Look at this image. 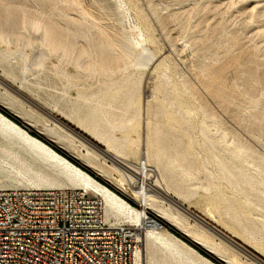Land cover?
<instances>
[{
  "label": "bare ground",
  "instance_id": "bare-ground-1",
  "mask_svg": "<svg viewBox=\"0 0 264 264\" xmlns=\"http://www.w3.org/2000/svg\"><path fill=\"white\" fill-rule=\"evenodd\" d=\"M112 1L118 20L128 23L119 41L104 39V33L95 27L97 34L88 29L90 36L86 37L80 32H63L44 23L39 16L30 20L33 30L40 32L50 46L71 51L74 40L85 41L75 53L79 72L68 74L63 68H56L58 76L65 79L82 75L96 82L95 90L87 85L88 88L76 91L73 102H80L85 111L69 110L76 118L70 117L68 121L80 133L62 125L51 116V111H45L24 96L51 120L39 116L36 109L11 92L19 93L17 87L6 83L1 73L0 82L11 90L0 83V107L31 126L40 125L41 134L88 170L107 181L115 180L123 190L127 186L140 208H129L103 183L2 113L0 174L7 180H0V189H80L102 201L107 222H128L138 228L145 224V212L152 211L206 255L169 231L151 227L140 237L141 249L135 253V264H238L232 253L249 257L253 261L250 264H263L250 252L264 260V158L231 135L182 76L177 82L172 81L166 74L164 57L157 59L151 70V74L163 81L161 88L152 94L156 97L154 111L151 112V102L147 101L142 136L138 135L136 140L131 138L135 128L141 129V109L135 106V100L141 78L152 59L148 45L154 39L144 14L134 11V20L130 22L127 14L131 3L128 6L123 0ZM262 1L256 0L250 8L253 20L264 16ZM7 6L0 2V29L9 22L16 25L17 13L22 10L16 6L7 11ZM177 19L171 18L173 22ZM60 39L67 43L61 46ZM170 48L175 49L173 45ZM12 52L0 51V60ZM17 55L26 69L29 55L40 59L46 53L43 49L34 52L21 49ZM117 57L125 60L122 68L116 66ZM233 57L228 56L210 70L204 81L207 91L218 92L223 76L238 70L239 61ZM54 58L57 63L60 61L58 56ZM80 58L84 59L80 61ZM243 83L250 85L254 79L247 75ZM131 156L137 163L129 161ZM151 165L158 172L156 176H152ZM134 183L137 189L133 188ZM200 190L204 192L203 203L210 209L207 217L190 210L189 199ZM194 214L213 223L221 234H211ZM232 240L248 251L236 249Z\"/></svg>",
  "mask_w": 264,
  "mask_h": 264
},
{
  "label": "rangeland",
  "instance_id": "rangeland-1",
  "mask_svg": "<svg viewBox=\"0 0 264 264\" xmlns=\"http://www.w3.org/2000/svg\"><path fill=\"white\" fill-rule=\"evenodd\" d=\"M123 1L128 2V6L131 3L130 14H127L130 22L134 20V11L146 16V22L155 43L148 45L152 59L141 78L135 100V106L139 105V109H141V129L140 127L139 129L135 128L136 132L131 133V138L136 140L138 135L142 136L143 121L147 116V101L151 102V112L154 111L156 97L152 94L161 88L163 81L151 74V70L157 59L164 57L168 67L166 74L171 77L172 81L177 82L178 78L182 76L202 103L214 113L231 135L264 158V16L255 20L252 19L250 8L256 0ZM0 2L7 3L8 6L5 9L7 11L14 10L16 6L22 7V10L17 13L16 25H11L9 22L7 26L0 29V51L5 49L13 51L12 54L0 60L1 75L6 83L17 87L23 96L33 99L45 111H51L53 118L79 132L68 121L70 117L76 118L69 110L75 108L80 112L85 111L80 102H73L76 91L78 88H88L87 85H91L92 89L95 90L96 82L86 79L82 75L65 79L60 75L58 76L56 68L59 66L68 74L79 72L77 65H75L77 62L75 53L79 47L85 45V41L83 39L74 40L71 51H65L58 45L50 46L40 32L33 30L30 20L39 16L44 23L47 22L63 32L72 34L80 32L84 33L86 37L90 36V33L87 32L88 29H91L93 35L97 34L95 27L104 33V39L109 37L114 41H119L121 36L125 34L124 30L128 28V23L118 20L117 9L112 0H0ZM260 5H264V1ZM155 15L158 19L154 17ZM172 16H176L178 19L173 22ZM258 26L260 27L257 28ZM257 29L259 30L257 31ZM260 33L262 34L260 35ZM66 43L67 40L65 39L59 40L61 46ZM170 45H173L175 49L172 50ZM168 48L171 50L168 51ZM21 49L32 52L43 49L46 56L33 59L31 58L32 54L29 55L25 69L22 66L21 56L17 55ZM55 56L60 59L58 63L54 58ZM228 56H235L233 58L238 59V70L223 76L222 86L218 92L207 91L204 86L207 74L210 70L218 67L220 63L226 61ZM117 58L116 66L122 68L125 60L121 57ZM82 59L84 58L79 60ZM247 75L253 77L254 83L250 85L243 83V79ZM176 87H179L178 83ZM0 109L18 121L27 131L29 130L37 136L38 139L84 167L76 158L61 150L41 134L40 125L31 126L26 121L11 115L2 107ZM37 112L42 118L51 120L38 110ZM136 123L137 120H135V126ZM248 123H250L249 127L247 126ZM82 135L90 140L86 135ZM129 161L133 164L137 163L133 156L129 157ZM103 167L110 171L107 166L103 165ZM84 168L88 170L86 167ZM151 169H153L152 176H156L158 173L156 168L151 165ZM88 171L115 189L131 195L127 186V189L123 190L115 180L107 181L96 173ZM114 177H116L115 174ZM0 180H7V178L0 174ZM203 195L204 192L200 190L189 199L190 210L207 217L206 213L210 209L203 203ZM147 212L177 233L182 239L175 235L176 237L187 241L171 226L158 218L154 212ZM209 219L212 220L211 217ZM192 245L197 248L194 244ZM139 249H141V243ZM231 257L238 264L253 262L249 257L240 253H232ZM207 258L211 260L210 257Z\"/></svg>",
  "mask_w": 264,
  "mask_h": 264
},
{
  "label": "built area",
  "instance_id": "built-area-1",
  "mask_svg": "<svg viewBox=\"0 0 264 264\" xmlns=\"http://www.w3.org/2000/svg\"><path fill=\"white\" fill-rule=\"evenodd\" d=\"M98 181L129 208H140ZM144 218L139 228L109 223L102 201L80 189H0V264H135L143 231L169 230L147 211Z\"/></svg>",
  "mask_w": 264,
  "mask_h": 264
},
{
  "label": "water",
  "instance_id": "water-1",
  "mask_svg": "<svg viewBox=\"0 0 264 264\" xmlns=\"http://www.w3.org/2000/svg\"><path fill=\"white\" fill-rule=\"evenodd\" d=\"M3 86H5V87H7L6 85H4L2 82H0ZM7 89H9V91L11 90L10 88H8L7 87ZM11 92L15 95V96H17L19 99H21L22 101H24L25 103H27V104H29L30 106H32L33 108H35L36 110H38L39 112H41L42 114H44L46 117H50V116H48V114L46 113V112H44L43 110H41V109H39V108H37L36 106H34L33 104H31L26 98H24V96L23 95H21V94H19V93H17V92H15V91H13V90H11ZM2 112H4L3 110H2ZM4 114H6V116H8L9 118H12L10 115H8L6 112H4ZM13 119V118H12ZM61 123V122H60ZM62 125H65V124H63V123H61ZM66 126V125H65ZM58 152H60V151H58ZM62 155H64L66 158H68L70 161L72 160V159H70L67 155H65L64 153H62V152H60ZM73 161V160H72ZM74 162V161H73ZM77 166H79L81 169H83V170H85L86 172H88L89 173V171L88 170H86L84 167H82L81 165H79V164H77V163H75ZM91 174V173H90ZM92 176H94V175H92ZM95 178H97V177H95ZM99 180V179H98ZM191 213H193V212H191ZM200 221H202V223H204L206 226H205V229L207 230V231H209L211 234H213V235H215V236H218V234H221V232H219V230L218 229H216L214 226H212L211 224H209V223H207V222H205V221H203V220H201L200 218H199V216H197L196 214H194ZM204 226V225H203ZM228 239V238H227ZM233 244H234V246H235V248L236 249H238V248H240V249H243V250H247L246 248H244L241 244H239L237 241H235V240H232L231 241ZM248 251V250H247ZM251 253V252H250ZM252 254V253H251ZM255 258H257L260 262H262L263 264H264V261L263 260H261L260 258H258L257 256H255L254 254H252Z\"/></svg>",
  "mask_w": 264,
  "mask_h": 264
},
{
  "label": "trees",
  "instance_id": "trees-1",
  "mask_svg": "<svg viewBox=\"0 0 264 264\" xmlns=\"http://www.w3.org/2000/svg\"><path fill=\"white\" fill-rule=\"evenodd\" d=\"M0 113H2L3 115H5L6 116V114H4V112H2V110L0 109ZM7 118H9L8 116H6ZM10 120H12L13 122H15L16 124H18L19 126H21V127H23L20 123H18V121H16L15 119H12V118H9ZM24 128V127H23ZM32 136H34V137H37V136H35V135H33L32 133H30ZM46 143V142H45ZM54 149V148H53ZM57 151V150H56ZM58 152V151H57ZM169 231L171 232V233H173L174 235H176V236H178L179 238H181L182 239V237H180L177 233H175L174 231H172L171 229H169ZM184 240V239H183ZM185 241V240H184ZM185 242H187V241H185ZM190 246H192V247H194L192 244H190L189 242H187ZM195 248V247H194ZM195 249H197V248H195ZM201 254H203L204 255V253L202 252V251H200L199 249H197ZM211 260L213 261V262H215L216 263V261L215 260H213L212 258H211Z\"/></svg>",
  "mask_w": 264,
  "mask_h": 264
},
{
  "label": "crops",
  "instance_id": "crops-1",
  "mask_svg": "<svg viewBox=\"0 0 264 264\" xmlns=\"http://www.w3.org/2000/svg\"><path fill=\"white\" fill-rule=\"evenodd\" d=\"M99 179V178H98ZM100 180V179H99Z\"/></svg>",
  "mask_w": 264,
  "mask_h": 264
}]
</instances>
